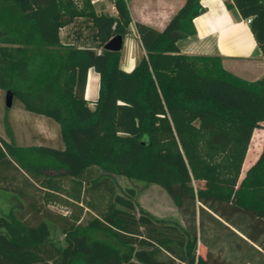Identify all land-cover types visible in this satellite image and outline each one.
I'll return each instance as SVG.
<instances>
[{"label":"trees","instance_id":"trees-1","mask_svg":"<svg viewBox=\"0 0 264 264\" xmlns=\"http://www.w3.org/2000/svg\"><path fill=\"white\" fill-rule=\"evenodd\" d=\"M231 2L264 57V0ZM113 6L111 16L91 0H0V91L56 122L63 143L18 146L5 118L0 264H264V77L248 82L219 57L180 52L200 0H185L162 31L135 23L145 54L124 71L120 52L103 49L130 32L127 0ZM78 19L95 49L60 42ZM119 177L163 189L183 226L139 208ZM58 195L69 215L47 207Z\"/></svg>","mask_w":264,"mask_h":264},{"label":"crops","instance_id":"crops-1","mask_svg":"<svg viewBox=\"0 0 264 264\" xmlns=\"http://www.w3.org/2000/svg\"><path fill=\"white\" fill-rule=\"evenodd\" d=\"M91 2L94 7L93 1ZM184 2L185 0H127L132 22L130 32L122 39L120 50L122 70L133 69L137 61L145 54L134 24L142 23L157 31H162ZM103 4L105 2H100L97 9L94 7L98 14L116 15L113 0H109L110 11L108 13L105 12ZM200 5L203 9L202 13L193 20L195 35L177 41L180 52L190 56L219 57L223 68L234 76L248 82L262 79L264 77V57L250 32L247 21L240 16L231 0H200ZM74 23L60 30V42L64 45L95 49L94 41L90 46L85 44L87 41L80 37V34L74 37L70 32ZM98 85V74L92 69L88 70L84 98L91 109L97 99ZM246 171H243L241 167V178Z\"/></svg>","mask_w":264,"mask_h":264},{"label":"rangeland","instance_id":"rangeland-1","mask_svg":"<svg viewBox=\"0 0 264 264\" xmlns=\"http://www.w3.org/2000/svg\"><path fill=\"white\" fill-rule=\"evenodd\" d=\"M91 1H93L94 7L96 9L98 7V3L105 2V4H103L105 12L108 13L110 11L108 5L109 0ZM70 32H72L74 37H76L77 34H80L79 36L83 37V39L87 41L85 43L86 45H93V29L91 28L89 21L81 19L76 20ZM5 118L9 122L13 141L16 145L23 147L30 145H43L54 148H63V143L60 138L59 126L56 122L45 116L27 112L23 109L22 105L17 100H12L11 107L6 108L5 92L0 91V139L9 141L10 139L6 134L4 126ZM261 126L262 128H264V124H262ZM255 130L252 133V137L248 146L250 150L259 143L258 132ZM241 179L242 178L239 177V180ZM117 183L121 191L126 188H132L135 190V202L139 208L143 209L144 211H147L158 219H162L164 221L177 222L178 224L183 226L181 216L177 211L174 202L159 186L144 185L143 183H140L138 181L129 180L121 177L117 178ZM64 200H66L64 196L58 195L56 201L49 203L47 207L50 210L60 213L62 215H69L71 209L64 204ZM6 207L7 201L3 200L0 196V208L5 209ZM197 253L199 255H203L204 248L198 245Z\"/></svg>","mask_w":264,"mask_h":264},{"label":"water","instance_id":"water-1","mask_svg":"<svg viewBox=\"0 0 264 264\" xmlns=\"http://www.w3.org/2000/svg\"><path fill=\"white\" fill-rule=\"evenodd\" d=\"M173 39H176V34L172 35ZM122 48V37L120 35H116L111 38L104 46L103 49L111 52H120ZM13 96L7 91L5 93V106L6 108H10L12 105Z\"/></svg>","mask_w":264,"mask_h":264},{"label":"built area","instance_id":"built-area-1","mask_svg":"<svg viewBox=\"0 0 264 264\" xmlns=\"http://www.w3.org/2000/svg\"><path fill=\"white\" fill-rule=\"evenodd\" d=\"M247 21V23H249L250 22V19H248V20H246Z\"/></svg>","mask_w":264,"mask_h":264},{"label":"bare ground","instance_id":"bare-ground-1","mask_svg":"<svg viewBox=\"0 0 264 264\" xmlns=\"http://www.w3.org/2000/svg\"><path fill=\"white\" fill-rule=\"evenodd\" d=\"M89 82H91V80ZM89 87H90V84H89Z\"/></svg>","mask_w":264,"mask_h":264}]
</instances>
